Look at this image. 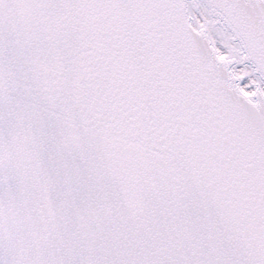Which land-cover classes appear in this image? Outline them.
Returning <instances> with one entry per match:
<instances>
[{
    "label": "snow or ice",
    "instance_id": "obj_1",
    "mask_svg": "<svg viewBox=\"0 0 264 264\" xmlns=\"http://www.w3.org/2000/svg\"><path fill=\"white\" fill-rule=\"evenodd\" d=\"M0 264H264V0H0Z\"/></svg>",
    "mask_w": 264,
    "mask_h": 264
}]
</instances>
